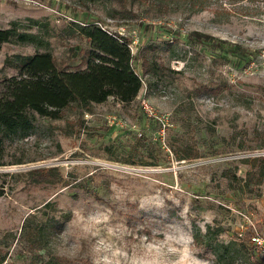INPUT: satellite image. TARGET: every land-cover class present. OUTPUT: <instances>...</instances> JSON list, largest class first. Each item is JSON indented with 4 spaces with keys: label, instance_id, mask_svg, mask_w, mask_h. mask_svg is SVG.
Returning a JSON list of instances; mask_svg holds the SVG:
<instances>
[{
    "label": "rangeland",
    "instance_id": "374dc122",
    "mask_svg": "<svg viewBox=\"0 0 264 264\" xmlns=\"http://www.w3.org/2000/svg\"><path fill=\"white\" fill-rule=\"evenodd\" d=\"M13 23L42 42L1 43L0 82L18 73L16 54L48 51L61 67L85 68L90 40L79 26L95 23L129 42L141 86L128 102L109 96L88 110L72 103L59 118L35 113L33 128L4 141L0 264H90L87 240L56 253L53 237L71 214L55 216L60 206L110 203L113 183L181 199L159 209L127 204L129 226L179 221L185 202L201 257L264 264L250 239L264 238L262 163L241 160L264 156V0H0V28ZM191 30L223 42L189 40ZM142 98L168 117L165 134ZM38 167L54 168L35 182L24 172ZM204 217L207 231L219 229L207 245Z\"/></svg>",
    "mask_w": 264,
    "mask_h": 264
},
{
    "label": "trees",
    "instance_id": "16d2710c",
    "mask_svg": "<svg viewBox=\"0 0 264 264\" xmlns=\"http://www.w3.org/2000/svg\"><path fill=\"white\" fill-rule=\"evenodd\" d=\"M79 32L90 40V47L85 50V68L69 70L61 67L48 51L14 55L13 66L18 73L4 77L0 82V158L6 139L20 137L33 128L35 113L59 118L61 111L72 103L88 110L92 103L102 102L109 96L128 102L137 95L141 80L131 63L133 55L129 42L95 23L79 26ZM187 37L193 41H212L218 46L223 42L197 30L187 32ZM8 41L40 44L42 39L37 33L20 30L13 23L10 27L0 28V44ZM240 48L238 52L244 50V47ZM186 156L192 158L199 155L189 151ZM241 160L262 163L257 176L261 182L264 181V156ZM52 168H32L24 173L29 174L33 181L41 182L47 179L46 175ZM250 174L251 171H248L247 176ZM43 227H39L40 232ZM40 232L34 242L41 240ZM210 233L208 227L206 245L215 238L214 233L208 235ZM195 240L197 244L203 242L198 235H195Z\"/></svg>",
    "mask_w": 264,
    "mask_h": 264
},
{
    "label": "clouds",
    "instance_id": "9594fccd",
    "mask_svg": "<svg viewBox=\"0 0 264 264\" xmlns=\"http://www.w3.org/2000/svg\"><path fill=\"white\" fill-rule=\"evenodd\" d=\"M165 200L180 205L181 199L160 188L139 189L110 185V203L93 201L89 205L60 206L56 219L70 211L64 229L53 237L57 254L71 253L90 243V264H216V257L199 254L203 247L196 243L189 206L184 202L178 213L180 220L159 227L129 226L127 204L139 208H162ZM211 223L210 217L199 221L202 231Z\"/></svg>",
    "mask_w": 264,
    "mask_h": 264
},
{
    "label": "built area",
    "instance_id": "2783aa9c",
    "mask_svg": "<svg viewBox=\"0 0 264 264\" xmlns=\"http://www.w3.org/2000/svg\"><path fill=\"white\" fill-rule=\"evenodd\" d=\"M141 105L143 107V109L151 116H153L154 118H156V120L161 124L160 127V131L161 134H165V127L168 126V117L166 115H157L155 114L150 106L148 105V103L146 102L145 99H141ZM250 239L252 241L253 244H255L257 247H263L264 248V238L259 236L258 234H254L250 236Z\"/></svg>",
    "mask_w": 264,
    "mask_h": 264
}]
</instances>
